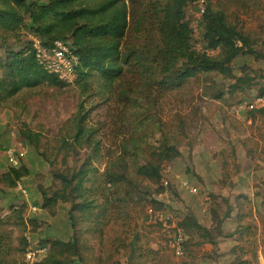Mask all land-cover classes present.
<instances>
[{
	"label": "rangeland",
	"instance_id": "obj_1",
	"mask_svg": "<svg viewBox=\"0 0 264 264\" xmlns=\"http://www.w3.org/2000/svg\"><path fill=\"white\" fill-rule=\"evenodd\" d=\"M198 1L208 6L218 0L191 2L186 8L190 23ZM230 14L238 27L251 34L256 41L253 48L263 55L240 56L232 64L235 79H224L218 74L198 75L176 89L157 87L149 96L143 93L141 105L128 110L118 104L120 94H99L97 91L103 89L98 80L91 96L84 95L77 84L65 88L43 86L25 90L0 107V218L10 215L12 206L25 204V218L37 225L34 228L30 224L24 233L30 248L46 242H69L76 233L82 255L77 264H264L260 256L264 251V126L259 114L243 113L245 117H256L251 125L235 114L239 105L252 101L264 88V13L231 9ZM141 20L138 16L131 22L129 45H139L137 42L141 41V32L139 39L135 36ZM27 32L22 31L20 42L10 40L8 47H26L33 38ZM193 42L192 38V47ZM5 48L0 42V56ZM218 54L215 51L211 56ZM134 70L130 69V80L139 78ZM240 78L246 83L234 89ZM221 91L223 99H215L213 95ZM81 111L87 115L91 131H97L94 142L76 146L67 160L62 156L51 166L41 153L55 154L56 141L65 133L63 129L66 131ZM25 128L41 135L39 152L23 140L20 132ZM119 132L126 134L115 138ZM140 136L144 151L148 147L159 148L164 138L181 151L178 159L163 165L161 186L163 179L169 182L168 196L161 197L164 191L158 193V186L135 177V167L145 160L140 157L138 161L128 153L124 154L128 174L137 185L125 184L123 192L115 195L107 183L114 172L112 162L123 151L121 144ZM96 142L101 145L98 154ZM12 149L20 157L19 167L28 169L29 175L10 189L5 187L1 175L12 169L7 155ZM87 165L90 170L85 191L77 202H86L90 209L75 211L72 203L64 202L49 209L42 207L44 191L52 196L62 188L52 174L55 169L77 173ZM167 167H171L169 175L164 174ZM183 182L196 187L198 194L182 188ZM152 200L165 203V207L159 211L149 209L148 202ZM240 207L246 213L242 221L238 216ZM151 213L161 214L164 222L152 218ZM189 214L196 216L215 237L221 222L222 236L218 237L217 246L197 239L194 244L199 246L194 256L185 253L178 257L170 240L177 234L175 227H180L179 223ZM6 229L14 256L20 231L14 224H6ZM241 229H248L243 238L238 236Z\"/></svg>",
	"mask_w": 264,
	"mask_h": 264
},
{
	"label": "trees",
	"instance_id": "obj_2",
	"mask_svg": "<svg viewBox=\"0 0 264 264\" xmlns=\"http://www.w3.org/2000/svg\"><path fill=\"white\" fill-rule=\"evenodd\" d=\"M194 0H0V42L5 46L4 55L0 56V107L17 97L25 90H35L43 86L65 88L68 85L60 82L56 77L47 73L36 59L31 42L23 48L8 47L10 40L22 41V31L28 30L31 37L38 38L45 45H51L57 40L70 42L74 53L79 57L77 68L78 88L84 95L91 96L96 91V80L103 91L99 94H120L118 104H123L128 110L137 107L146 96L152 94V89L168 87L176 89L182 87L198 75L218 74L224 79H235L232 64L243 55L262 58L253 47L256 41L245 29L238 27L232 21L231 9L248 12L256 9L264 13V0H218L215 4H208L204 17L203 42L211 50L218 51V56L199 55L192 47V31L186 16V8ZM143 8V10H141ZM141 17L142 23L137 26L136 38L139 45H129L131 22ZM134 68L137 80H130L128 74ZM246 83L244 78L238 79L234 89ZM264 96V88L261 90ZM221 100L224 92L213 95ZM264 126V110L258 113ZM249 118V117H246ZM254 122L256 117H252ZM71 124L58 138L55 154L41 156L54 166V160H67L73 154L76 146L94 142L96 130L88 127L87 115L79 113ZM159 125V124H158ZM136 130H140L136 126ZM159 130L163 128L159 126ZM119 131V129H118ZM23 140L28 141L39 152L41 150V135L29 128L23 129ZM119 132L115 137L124 136ZM262 141V140H261ZM142 136L130 138L121 144V155L112 162L113 174L108 176L107 183L114 189L115 195L123 192L125 184L134 185V179L128 174V164L125 155L138 160L143 157L145 163L134 169L137 179L146 180L158 186V193L166 191L161 186L162 169L165 163H172L181 156L178 145L163 139L159 148L148 147L142 149ZM95 153L101 151L99 142L94 144ZM54 148V147H53ZM144 152V153H143ZM123 154V155H122ZM125 154V155H124ZM54 158V159H52ZM89 165V164H88ZM77 173L54 170L53 176L61 184V189L52 196L49 191L43 192L44 209H49L59 202L72 203V209L84 212L89 205L77 202L82 199L85 182L89 175V166ZM29 175L24 166L12 168L1 175L7 188H16L22 178ZM133 175V174H132ZM130 178V179H129ZM133 182V183H132ZM163 192V193H164ZM130 194V192H127ZM264 202V201H263ZM154 211L165 207L161 201H149ZM27 206H12L11 214L0 218V264H25V253L30 243L24 237L25 231L31 224L37 227L35 221L25 218ZM73 211V210H72ZM70 211L72 214L73 212ZM239 221L246 217L240 207ZM73 218V214L71 216ZM218 219V215L215 214ZM88 218V216H85ZM6 224H14L20 231L19 245L15 249L8 245L9 237L5 233ZM189 240L184 244V252L191 256L197 253V239L217 246L218 237L222 236V223L218 224L217 234L203 226L194 215H186L179 223ZM75 228V224H73ZM248 230V229H247ZM247 230H240L238 236L243 238ZM40 247H49V253L37 264H77L82 259L80 245L76 233L69 242H46ZM264 255V251H263ZM239 264H248L241 261Z\"/></svg>",
	"mask_w": 264,
	"mask_h": 264
},
{
	"label": "built area",
	"instance_id": "obj_3",
	"mask_svg": "<svg viewBox=\"0 0 264 264\" xmlns=\"http://www.w3.org/2000/svg\"><path fill=\"white\" fill-rule=\"evenodd\" d=\"M195 4L196 10L193 11V17L190 23V29L192 31V38L194 41L193 50L199 55H212L215 50L209 49L203 42V35L205 32L203 22L207 11V5H205L203 1H198ZM32 43L37 61L44 67L49 75L56 77L60 82L68 86H74L77 84V68L80 60L74 53L73 45L70 42L57 40L51 45H45L43 41L33 37ZM263 110L264 96L257 95L252 101L239 105L235 109V114L239 120H246V122L251 125L253 124V119L246 118L243 113L252 112L254 114H258ZM7 155L12 168H18L20 166V157H18L17 151L12 149L7 153ZM164 174H171V167H167L164 170ZM162 185L165 187L166 191L161 195V197H163V195L168 196V187L170 186L169 182L166 179H163ZM182 188L188 190L191 194H198V189L191 186L188 182H183ZM24 193L26 194V191H24ZM168 204H170V201ZM151 216L152 218L159 219L161 222H164V217L161 214H152ZM175 228L177 229V234L174 237H171V248L175 255L183 257L185 254L184 244L186 242L185 231L182 227ZM48 252V247H31L27 249L25 253L24 262L25 264H37L42 258L47 256Z\"/></svg>",
	"mask_w": 264,
	"mask_h": 264
},
{
	"label": "crops",
	"instance_id": "obj_4",
	"mask_svg": "<svg viewBox=\"0 0 264 264\" xmlns=\"http://www.w3.org/2000/svg\"><path fill=\"white\" fill-rule=\"evenodd\" d=\"M260 256H261L262 261L264 262V255L262 251L260 252Z\"/></svg>",
	"mask_w": 264,
	"mask_h": 264
}]
</instances>
